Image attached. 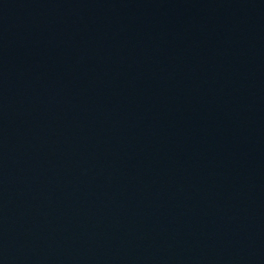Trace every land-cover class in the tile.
Masks as SVG:
<instances>
[{
    "label": "water",
    "instance_id": "obj_1",
    "mask_svg": "<svg viewBox=\"0 0 264 264\" xmlns=\"http://www.w3.org/2000/svg\"><path fill=\"white\" fill-rule=\"evenodd\" d=\"M0 264H264V0L113 132L0 202Z\"/></svg>",
    "mask_w": 264,
    "mask_h": 264
}]
</instances>
